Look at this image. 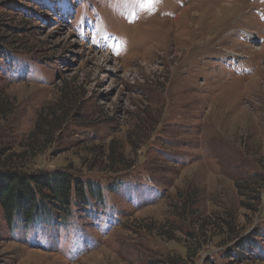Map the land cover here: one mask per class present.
Here are the masks:
<instances>
[{
    "label": "rangeland",
    "instance_id": "1",
    "mask_svg": "<svg viewBox=\"0 0 264 264\" xmlns=\"http://www.w3.org/2000/svg\"><path fill=\"white\" fill-rule=\"evenodd\" d=\"M0 43L1 143L61 118L30 171L101 190L0 207V264H264V0H0Z\"/></svg>",
    "mask_w": 264,
    "mask_h": 264
},
{
    "label": "trees",
    "instance_id": "2",
    "mask_svg": "<svg viewBox=\"0 0 264 264\" xmlns=\"http://www.w3.org/2000/svg\"><path fill=\"white\" fill-rule=\"evenodd\" d=\"M8 46L0 43V59ZM11 101L6 93H0V207L10 227L16 228V218L23 217L28 224L40 225L51 221L65 222L71 214V197L75 190L80 201L86 204L84 198L87 192L101 195L99 186L89 183L72 172L60 170L30 171L32 159L46 150L59 134L60 119H50L49 115L40 114L33 129L20 145V150L1 143L6 122L11 116ZM51 115V114H50ZM54 116V114H53ZM60 120V122H59ZM105 153V152H104ZM106 156L112 164H119L114 158V149L108 145ZM121 162V161H120ZM111 167V165H110ZM113 168H116L112 166ZM89 168H96L94 163ZM239 190L241 189L237 185ZM190 236L195 237L194 234ZM239 253V254H238ZM234 257H245L239 251ZM196 252L193 253L195 255Z\"/></svg>",
    "mask_w": 264,
    "mask_h": 264
}]
</instances>
